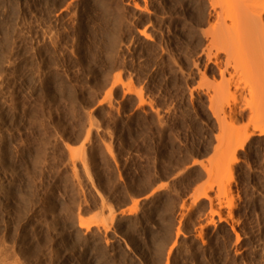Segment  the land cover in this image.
<instances>
[{"label":"rangeland","instance_id":"rangeland-1","mask_svg":"<svg viewBox=\"0 0 264 264\" xmlns=\"http://www.w3.org/2000/svg\"><path fill=\"white\" fill-rule=\"evenodd\" d=\"M210 2L0 0V264H264V134L244 68L216 119Z\"/></svg>","mask_w":264,"mask_h":264},{"label":"bare ground","instance_id":"bare-ground-1","mask_svg":"<svg viewBox=\"0 0 264 264\" xmlns=\"http://www.w3.org/2000/svg\"><path fill=\"white\" fill-rule=\"evenodd\" d=\"M210 3L215 17L206 33L215 54L209 59V65L219 72L220 81H216L218 84L211 101L213 108L215 104L220 106L224 115L222 118L216 113V119L222 129L228 127V117L232 122L229 126L234 125L238 97H246L245 91L248 88L247 82L242 81L244 77L241 71L244 68L245 75L251 81L250 91L247 93L250 100L247 97L244 100L247 99L256 108L252 109L253 120L259 125V133L264 134V116L258 107L261 105L260 108H264V0H211ZM242 82L244 85L246 83L245 87ZM255 135L253 133L242 139L235 148L233 162H236L238 151Z\"/></svg>","mask_w":264,"mask_h":264},{"label":"trees","instance_id":"trees-1","mask_svg":"<svg viewBox=\"0 0 264 264\" xmlns=\"http://www.w3.org/2000/svg\"><path fill=\"white\" fill-rule=\"evenodd\" d=\"M133 134H135V133L132 132V135ZM165 175H169V172L165 173ZM127 180L129 181V179H127ZM149 183H150V178H148L147 176L136 175L135 179L132 182L131 190L136 191V192L145 191L147 189Z\"/></svg>","mask_w":264,"mask_h":264}]
</instances>
